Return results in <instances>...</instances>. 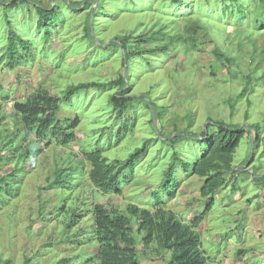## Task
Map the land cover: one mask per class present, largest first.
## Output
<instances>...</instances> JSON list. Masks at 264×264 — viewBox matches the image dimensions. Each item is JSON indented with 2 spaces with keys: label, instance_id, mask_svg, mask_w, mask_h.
<instances>
[{
  "label": "rangeland",
  "instance_id": "1",
  "mask_svg": "<svg viewBox=\"0 0 264 264\" xmlns=\"http://www.w3.org/2000/svg\"><path fill=\"white\" fill-rule=\"evenodd\" d=\"M36 1L61 9L49 35L39 27L33 6L6 13L0 8V136L13 140L10 152L2 148L6 139L0 140V177L6 176L11 186L0 193V264H23L25 258L31 264L63 259L70 260L67 264H98L92 213L64 230L69 217L64 206H78L81 197L89 204L121 210L130 204H165L185 222L196 219L211 201L200 195L201 179L180 167L169 191L159 186L173 153L189 161L191 169L206 150L211 139L202 134L215 132L207 129L209 119L242 127L245 135L233 161L238 174L225 175L226 187L214 193L198 227L202 249L209 264H264V24L258 22V0H226L227 5L224 0H182L177 5L171 0ZM235 3L241 13L223 14ZM6 17L30 45L28 53L19 45L31 55L30 61L13 68L2 57L9 29ZM89 19L94 40L85 28ZM195 21L201 25L190 33L196 36L195 44L155 37L144 47L169 41L165 54L151 56L150 66L141 57L131 58L126 84L113 83L122 67L126 74L127 50L122 45L108 50L105 45L128 34L145 40L158 28L171 35L183 33ZM127 47L134 48L133 39ZM86 83L91 86L59 102L56 113L61 121L78 117L71 146L60 145L55 137L36 138L35 130L25 131L13 111L15 102H24L38 87L61 99L69 86ZM122 92L133 98L131 107L113 113L109 98ZM251 124L259 128L255 131ZM24 133L27 137L18 149L15 135L20 142ZM143 144L147 149L134 169L126 170L120 195L97 191L87 177V162L82 171L76 170L67 190L49 187L55 168L80 165L74 162L82 151L102 152L113 164ZM30 145L31 158L22 164ZM18 162L23 170L15 175L21 179L12 175ZM136 239L139 264H168L170 252L155 245L145 248L139 235Z\"/></svg>",
  "mask_w": 264,
  "mask_h": 264
},
{
  "label": "trees",
  "instance_id": "2",
  "mask_svg": "<svg viewBox=\"0 0 264 264\" xmlns=\"http://www.w3.org/2000/svg\"><path fill=\"white\" fill-rule=\"evenodd\" d=\"M181 1L182 0H171V4L177 5L181 3ZM224 1L223 4L227 5V1ZM258 2L259 8L256 12L258 22L264 24V0H258ZM23 5L34 7L39 17V27L42 28L46 35H49L51 28L54 23H56L57 15L60 14L61 9L59 6L56 9L57 5L55 4L51 5L49 2L47 5H44L36 0H0V8H3L5 13L12 8H19ZM98 5H100V2H98ZM235 5L236 3L232 7L224 8L223 14L231 15L234 13L236 14V12L241 13L239 9L240 6L234 9ZM6 21L9 29L5 44L6 50L2 57L3 59L6 58V63L13 68L16 64L20 65L24 64L26 61H30L31 58L29 57L31 55H26L19 46L21 45L22 49L28 53L30 45L26 38L22 39L21 36L15 32L8 17H6ZM87 23H85V28L86 31L88 30V36L90 39L94 40L90 32L92 29L90 19ZM200 27L201 25L199 22L195 21L190 25H186L183 29V33H179L178 31L172 35L158 28L155 32H150L145 40L135 39L131 34L123 37L118 36L120 39L119 42H111L109 45H105V48L109 50L122 45L123 48L127 50L123 59V63L125 61L127 62V69L124 75V67H122L123 73H121V76L113 83H117L119 87H123L126 84L129 70L128 62L131 58L135 56L141 57L150 66L151 61L149 60L151 56L159 58L160 55L165 54L169 49V41L161 45H156L153 48L144 47V45H149L155 37L160 36L181 43L195 44L194 38L196 36H190V33L192 29L196 32L195 30ZM132 39L134 41V48L130 50L127 45ZM216 53L219 56H225L218 51ZM90 86L91 84L89 83L71 85L65 90L64 96H62L61 99H55L46 88L41 86L36 88L24 102H15L13 104V111L25 131L27 128L35 130V137L39 139L55 137L60 145L68 147L71 146L76 139L75 130L79 120L77 116L68 121H61L56 118L59 102L64 103L72 99L76 92L88 89ZM122 93L123 94H112L109 98V104L113 113H125L131 107L133 98L124 96V92ZM154 111L157 115L158 111L155 109ZM209 127H213L215 130L213 135H207L203 132L202 136L204 137V135H206L205 140L211 139V143L206 150L202 152L201 156L194 159L191 169L188 168L189 161L187 162L181 159L176 152L173 153L170 162L163 171L159 186L163 191H169L175 181V169L180 167L185 173H191L201 179L202 187L200 195L202 198L211 199V201L206 210L196 219L185 222L165 204H157L151 208L130 204L124 210H121L104 204H89L87 197H81L78 206L70 208L64 206L66 215H69L68 221L64 225V230L68 232L73 227H76L81 218L85 216V213L91 212L93 221L91 235L92 239L96 241L97 246L94 259L98 264H139L137 235L140 236V240L145 248H150L155 245L157 249L170 252L168 264H209L208 257L201 246L198 227L211 208L214 193L226 187L227 181L225 175L231 174L232 176L233 174H238L236 166L233 165V161L240 142L245 135V131L242 127L232 128L223 121L209 119L207 129ZM250 128L256 131L259 128V124H251ZM26 137L27 135L24 133V138L20 142H16L18 139L16 134V146H14L19 149L22 141ZM1 139H6L2 148H7L10 152V145L13 140L9 139L8 136L3 138L0 136V140ZM32 148L33 145H30L28 147L29 150L22 154L21 158L24 159L22 164L25 163L26 159L31 158ZM146 149V145L143 144L134 149L125 159L115 160L113 164L106 162V159L102 157V152L97 150L93 152L82 151V154L78 156L77 160L74 162L80 165L67 168L58 166L55 168L53 171L54 179L49 183V187L67 190L73 178L76 177V170H78L83 163L87 162L89 164L87 177L93 187L104 195H120L122 177L126 176L127 169H134L141 160ZM11 152V154H15L14 149H11ZM22 164L19 162L17 163L18 166L14 169L12 175H15L17 170H23ZM80 169L82 171L83 167ZM14 177H16V175ZM17 177L21 179V176ZM7 180L8 178L6 176L0 177V193L5 191L7 187L11 190V186L8 184ZM254 181H256V178ZM232 187H234V185ZM173 193H171V197L174 196ZM69 262L70 260L63 259L55 264H67ZM3 264L9 263L5 261ZM23 264H31V259L25 258Z\"/></svg>",
  "mask_w": 264,
  "mask_h": 264
}]
</instances>
